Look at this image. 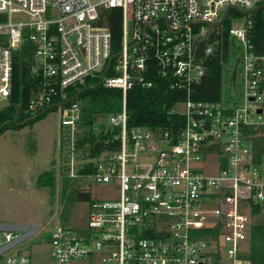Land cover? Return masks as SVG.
Returning a JSON list of instances; mask_svg holds the SVG:
<instances>
[{
  "label": "built area",
  "instance_id": "built-area-1",
  "mask_svg": "<svg viewBox=\"0 0 264 264\" xmlns=\"http://www.w3.org/2000/svg\"><path fill=\"white\" fill-rule=\"evenodd\" d=\"M262 2L0 0V101L7 103L12 52L26 31L39 75L28 109L67 101L55 106L63 174L105 184L115 194L87 201L82 228L58 216L49 222L55 264H251L245 256L251 207L264 202V152L257 159L253 152L255 143H264V58L252 48L250 18L228 28L229 43L236 39L241 51L233 63L228 58L223 63L232 77L239 68L240 99L194 100L191 91L207 74L205 59L216 54L212 44L201 46L216 27L208 23L219 20L228 6L248 10ZM112 7L121 11L116 54L101 23L102 11ZM12 13L26 19L13 21ZM94 75L104 87L121 91V106L105 117L99 155L77 157L80 105L78 92L70 100L67 90ZM155 77L185 93L176 103L181 109H171L184 118L175 132L128 127L127 91L151 87ZM87 164L89 171H77ZM18 235L0 230V248ZM15 245L0 251V264H31L27 255L9 252Z\"/></svg>",
  "mask_w": 264,
  "mask_h": 264
},
{
  "label": "trees",
  "instance_id": "trees-1",
  "mask_svg": "<svg viewBox=\"0 0 264 264\" xmlns=\"http://www.w3.org/2000/svg\"><path fill=\"white\" fill-rule=\"evenodd\" d=\"M101 23L105 25L111 33L112 54L119 51L121 39V11L118 7H112L102 11ZM242 13L235 9H230L225 21L214 27L209 38L202 42L210 43L214 46L215 55L209 56L204 63L208 69L191 91V98L194 100L214 101L219 100L222 89V68L223 63L228 58V28L231 26L230 16L237 17ZM246 18L251 19L249 28V38L255 54L264 58V9L249 14ZM26 31L20 44L12 52L10 92L7 103L0 107V124L7 121L0 128V132L6 128H20L23 125L39 118L43 113L55 106L46 109L35 119H29L23 124L16 122L23 121L30 116L42 111L32 112L28 109V102L31 98L34 87L39 82V75L33 71L31 63L32 44L26 37ZM107 74H114L109 70ZM99 81V75L88 76L83 83L77 87H69L67 98L78 95L75 100L80 105V124L82 133L75 140V150L77 157H94L99 155L102 149V134L106 128L105 117L107 114L117 111L121 106V91L118 88L104 87L102 84L95 85ZM264 90V75L261 82ZM185 98V93L181 89H171L164 79L154 78L151 87L143 88L134 85L126 94V112L128 115V127L144 126L153 128L168 129L175 132L183 124V116L172 108L179 101ZM59 98L53 102H58ZM69 103H66V105ZM258 140V139H257ZM260 140V138H259ZM255 143L253 147L254 157L257 159L264 152V143L260 146ZM90 166L84 165L78 168L79 172H87ZM52 174L48 171L46 177L38 180L39 186H48L54 189ZM70 178L62 174V189L60 201L67 202L89 201L91 196L88 191L69 188ZM64 211H62L63 214ZM250 234L245 256L251 264H264V202L253 204L251 207Z\"/></svg>",
  "mask_w": 264,
  "mask_h": 264
},
{
  "label": "rangeland",
  "instance_id": "rangeland-1",
  "mask_svg": "<svg viewBox=\"0 0 264 264\" xmlns=\"http://www.w3.org/2000/svg\"><path fill=\"white\" fill-rule=\"evenodd\" d=\"M246 16H230L231 26L241 25ZM11 18L19 21L25 20L26 16L24 13H12ZM240 51L241 44L231 38L228 61L233 63ZM241 89L239 68L232 77L228 65L223 64L221 98L239 100ZM175 109H181V105H175ZM59 118V108L55 107L20 128L10 127L0 132V222L38 223L41 226L37 233L9 251L27 255L31 264H55L49 246V222L55 216L74 228H82L87 221V201L66 204L60 201L64 172L59 147ZM48 171L53 176L52 190L38 185V180L46 177ZM69 181V188L88 191L92 198L108 199L115 195L105 184L80 179Z\"/></svg>",
  "mask_w": 264,
  "mask_h": 264
},
{
  "label": "water",
  "instance_id": "water-1",
  "mask_svg": "<svg viewBox=\"0 0 264 264\" xmlns=\"http://www.w3.org/2000/svg\"><path fill=\"white\" fill-rule=\"evenodd\" d=\"M263 7H264V2H262L261 4L255 6V7L251 8V9H248V10H243V9L238 8V7H233V8L235 10H237L238 12L242 13V14L249 15V14L257 12L258 10L262 9ZM229 9H230V6L226 7L223 15L219 18V20H217L216 22H213V23H208V27L212 28L214 26L221 25L225 21ZM112 57H113V55H111L108 58L106 66H105V68L103 69V71L100 74V78L103 76L104 72L106 71L107 67L109 66ZM33 60H34L33 57H31V63H33ZM238 60H239V57L236 58L235 66H236ZM98 84H99V82H97L93 86H97ZM75 96H73L70 100H72ZM65 102H67V101H62V102H59V103H55V104L49 105L48 107H46L42 111L30 116L27 119H24L23 121L16 122V123L17 124H23L29 119H31V120L35 119L41 113H43L46 109L51 108L53 106L61 105V104L65 103ZM4 104H6V100L0 101V106L4 105ZM258 111H260V109H258ZM6 123H7V121H5L4 123L0 124V128ZM39 227H40V225L38 223L30 224V223H23V222H0V230L9 229V230H15V231L19 232V235L15 239H13L10 243H8L5 246H3L2 248H0V251L4 250L6 248H9V247H11V246L23 241L24 239L28 238L29 236L34 234Z\"/></svg>",
  "mask_w": 264,
  "mask_h": 264
}]
</instances>
